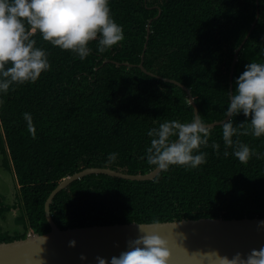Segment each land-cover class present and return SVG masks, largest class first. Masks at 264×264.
<instances>
[{"label":"trees","instance_id":"16d2710c","mask_svg":"<svg viewBox=\"0 0 264 264\" xmlns=\"http://www.w3.org/2000/svg\"><path fill=\"white\" fill-rule=\"evenodd\" d=\"M113 19L125 39L103 53L97 42L81 60L70 51L33 37L48 54L50 70L35 83L14 85L0 96L2 166L16 181L17 205H4L0 217L17 210L16 228L0 231V243L49 232L44 204L66 177L87 168L143 175L152 128L165 120L191 122L193 107L175 80L189 89L200 119L223 120L235 80L252 61L264 62V0H110ZM149 25V32L147 26ZM148 36L147 40L146 37ZM146 43L142 72L137 65ZM106 61V63H104ZM24 113H31L34 135ZM233 117L234 126L245 121ZM239 139L254 151L247 163L225 148L221 125L209 129L200 151L206 163L196 169L172 166L151 181L92 174L55 195L50 215L61 230L129 223L264 217V137ZM220 145L219 149L212 147ZM229 155L225 156L224 152ZM115 153V159L109 154Z\"/></svg>","mask_w":264,"mask_h":264},{"label":"clouds","instance_id":"9594fccd","mask_svg":"<svg viewBox=\"0 0 264 264\" xmlns=\"http://www.w3.org/2000/svg\"><path fill=\"white\" fill-rule=\"evenodd\" d=\"M109 4L110 0H0V96L8 94L14 85L35 83L50 70L47 52L36 46L33 38L37 33L43 41L81 60L91 53L89 45L93 41L100 53L123 41V27L113 19ZM240 114L246 119L234 126L233 117ZM23 116L28 131L34 135L31 113ZM224 117L228 118L220 121L224 146L232 148L238 161L247 163L254 151L233 138L240 129L245 135L264 137V62L245 65L235 80ZM147 135L152 139L146 161L156 170L167 171L172 166L196 169L206 163L207 153L200 148L208 145L210 132L199 115L191 122L165 120ZM212 147L219 149L220 145L213 143ZM224 155L228 156V151ZM115 156L109 154L110 159ZM258 228L264 229V221ZM138 229L139 236L128 241L126 251L112 256L110 261L97 256V264H173L170 241L156 231L142 226ZM70 246H75V241H70ZM189 255L203 257L202 264H264V247L252 249L247 255L236 252L231 257L216 250ZM80 259L87 257L81 254ZM36 264L41 262L37 260Z\"/></svg>","mask_w":264,"mask_h":264},{"label":"water","instance_id":"95a60500","mask_svg":"<svg viewBox=\"0 0 264 264\" xmlns=\"http://www.w3.org/2000/svg\"><path fill=\"white\" fill-rule=\"evenodd\" d=\"M258 12L251 28L241 45L235 50L230 70V94L233 70L238 53L249 37L257 22ZM149 32V25L147 26ZM148 36L146 37L147 40ZM144 45L141 60L137 67L149 76H154L143 67ZM106 63V61H104ZM163 82L181 87L188 96V103L193 107L194 116L198 115L197 107L189 89L175 80L158 77ZM228 118L225 117V120ZM222 121V120H221ZM208 129L219 126L220 121L206 124ZM161 171L153 169L143 175H128L106 168H87L63 179L49 194L44 204L46 221L49 232L43 235L33 234L22 240L0 243V264H97L96 257L110 261L112 256H119L127 250L128 241L139 236V226L150 231H156L170 241L173 264H202L203 257L189 254L219 251L221 255L231 257L236 252L247 255L252 249L264 247V229L258 224L262 218L243 219H210L179 220L159 223H129L113 225H94L90 227L61 230L54 223L49 205L55 195L74 181L92 174H102L129 181H151ZM176 225V226H175ZM75 241V246H70ZM187 252H186V251ZM81 254L87 257L80 259Z\"/></svg>","mask_w":264,"mask_h":264},{"label":"rangeland","instance_id":"374dc122","mask_svg":"<svg viewBox=\"0 0 264 264\" xmlns=\"http://www.w3.org/2000/svg\"><path fill=\"white\" fill-rule=\"evenodd\" d=\"M16 181L11 171H7L2 166V156L0 154V196L3 198L4 205L18 204L16 199ZM18 214L17 210H11L9 213L0 217V231L10 232L16 228L14 217Z\"/></svg>","mask_w":264,"mask_h":264},{"label":"built area","instance_id":"2783aa9c","mask_svg":"<svg viewBox=\"0 0 264 264\" xmlns=\"http://www.w3.org/2000/svg\"><path fill=\"white\" fill-rule=\"evenodd\" d=\"M29 236H32V234H29Z\"/></svg>","mask_w":264,"mask_h":264}]
</instances>
